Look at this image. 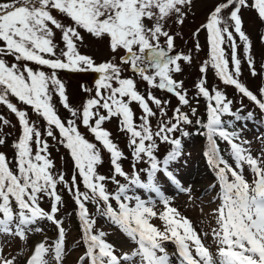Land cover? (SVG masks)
<instances>
[{"label":"snow or ice","instance_id":"obj_1","mask_svg":"<svg viewBox=\"0 0 264 264\" xmlns=\"http://www.w3.org/2000/svg\"><path fill=\"white\" fill-rule=\"evenodd\" d=\"M191 4L192 0L0 2V105L15 115L20 126L12 144L13 158L0 151V235L26 241L31 233L44 232L37 225L45 220L57 229L55 239L45 234L34 242L20 264H64L66 230L64 221L58 218L63 203L60 185L72 195L77 208L84 245L77 264H171L166 243L175 245L180 264H264V152L254 155L252 142L243 139L239 130H230L232 120L224 119L229 116L235 121L250 120L254 113L242 116V108L233 111V100L219 87L207 84L211 68L224 85L235 88L241 102L247 98L264 113V83L254 92L241 81L239 51L242 47L251 75H261L253 57V41L245 30L243 11L254 12L264 24V0H218L208 12L205 22L193 33L198 38L204 32L208 48V58L198 69L200 76L194 83L193 98H189L184 82L175 79V74L182 71L181 62L192 63V54L175 52V39L181 34L169 30V21L184 23ZM56 30L61 34L62 47L56 42ZM82 31L98 39L107 37L110 51L123 54L118 61L113 55L96 63L93 57L79 51ZM259 39L264 43V33ZM194 50H201L198 40ZM45 67L50 72L44 71ZM64 69L98 74L94 94L79 108L71 105L66 86L57 76V70ZM141 82L145 85L143 92ZM152 89L177 99L171 116L167 107L170 101L157 97ZM54 97L59 98L71 118L60 117ZM201 97L206 102V120L198 117L195 124L203 129L199 134L207 141L204 156L219 186L220 203L213 213L216 226L211 230L215 252L204 243L192 222L172 206L158 182L163 174L178 191H191L181 185L170 167L183 155L182 137L189 135L184 126L193 124L189 112L182 108L188 106L191 116H197V108L191 103L195 99L199 104ZM12 98L43 119V132ZM133 104L139 108V116ZM113 118L118 119L119 131L127 137L126 147L133 161L131 172L121 163L127 159L124 151L104 127ZM154 118L158 121L155 127ZM10 123L0 115V124ZM80 125L95 142L86 138ZM178 132L180 137L176 136ZM45 137L68 150L76 170L70 182L64 173L55 170ZM218 140L228 145L227 157ZM5 143L4 136H0V145ZM162 144L170 145V149L161 158L158 153ZM102 151L110 157V176L97 171L103 163ZM140 164L146 167L141 169ZM109 182L116 185L115 191L108 189ZM80 183L85 191L80 190ZM138 190L154 193L163 210L158 211L156 202L151 197L142 198ZM45 198L51 202L48 210L41 206ZM89 203L132 242L130 251L118 250L107 239L109 233L96 227ZM154 219L160 220L162 227L154 224ZM0 264H17V258L5 255L0 248Z\"/></svg>","mask_w":264,"mask_h":264},{"label":"rangeland","instance_id":"obj_2","mask_svg":"<svg viewBox=\"0 0 264 264\" xmlns=\"http://www.w3.org/2000/svg\"><path fill=\"white\" fill-rule=\"evenodd\" d=\"M0 2H2V0H0ZM217 2L218 0H192L191 6L186 9L188 14L182 25L169 21V30L172 33L181 34L176 36L175 52H191L193 57L191 64L181 62L182 71L178 74H175V79L182 80L184 82V87L188 90L189 98H193L196 95L194 83L200 76L198 69L200 64L208 58V48L205 38L206 34L201 32L199 37L196 38L193 36V33L197 28L200 27L202 23L205 22L208 12ZM54 15H56V13H54ZM58 18L66 24L70 23V21L66 18L60 16H58ZM243 19L245 30L253 41V57L255 60L256 69L261 73V75L256 77L251 75L246 58L243 54V48L241 47L239 50L241 59L240 79L255 92L257 88L261 86L262 83H264V79H262V77H264V68H262V66H264V43H261L259 39V36L264 33V24H262L257 19L254 12L248 11L246 9L243 11ZM81 35L83 36V42L79 44L80 53L93 57L96 63L109 60L113 55L116 56L118 61L119 56L123 54L122 52L113 54L110 51L107 37L98 39L83 31L81 32ZM60 36V32L56 30V42L62 47L63 45L61 43ZM197 40L201 45V50L199 52L194 50V45ZM8 59L11 61L12 58L9 57ZM32 66L34 68L37 67L35 65ZM43 70L50 72V70L46 67L43 68ZM66 70L67 69L57 70V76L66 86L67 95L71 105L74 108H79L89 95L94 94L95 83H85V85H82L80 82L68 78ZM125 75H131V72H126ZM207 84L210 88L219 87L226 93L229 99L233 100V111L242 108L243 111L241 114H247L249 111H251L254 113V115L259 117V119L261 118L264 120V113H261V111L247 98H243L241 102V96L235 90V88L224 85L216 77L215 71L211 68H209L207 73ZM139 86L142 92L145 91V85L142 82ZM83 87L92 89V93H86L83 90ZM152 91L162 100L170 101L167 107L168 115L171 116L172 110L178 105L177 99L167 92L157 89H152ZM12 102L17 103L19 108L26 109L28 111L30 120L35 121L40 130L42 132L44 131L45 122L41 117L33 113L31 108L23 104H19L14 98H12ZM54 102L62 119L67 120L71 118L70 113L59 104L58 97H54ZM191 106L197 108V116H191L188 106H184L182 108L183 111L189 112V115L193 120V124L184 126V131H187L189 135L182 137L183 155L170 167V170L174 172L181 185L185 188H190L191 191H178L174 185L167 181L163 174L159 175L158 182L165 196L170 199L172 206L176 207L183 216L187 217L192 222L193 227L198 233L201 234L204 243L213 252H215L216 245L213 241L211 230L216 226L213 213L220 203L218 199L219 186L215 172L211 166L208 165L206 157L204 156V151L207 147V141L204 135L199 134L203 131V129H200L195 124V120L198 117L202 120H206V102L202 97L199 99V104L196 103L195 99H192ZM132 107L135 110L137 116H139V108L135 104H133ZM0 115H3L11 122L10 125L7 126L0 124V129H2V131H0V136H4L6 139V143L4 145H0V151L6 153L9 159H12L14 156L12 144L19 135L20 126L15 115L3 105H0ZM228 117L229 116H225L224 119L226 121L232 120V128H230V130H233V128L235 130H239L243 139L252 142L250 147L254 155H260L262 152H264V139H261L264 138V127L262 125L258 123H251L249 121L241 122L242 120L236 122L232 117L227 119ZM152 123L155 127L158 123L157 119L154 118ZM104 127L112 133L114 142H116L124 151L127 159L122 160L121 163L126 171L131 172V165L133 161L130 155V150L126 147L127 137L119 131L118 119L113 118L112 120L105 122ZM80 131L86 136L87 139L95 142L92 135L87 131L86 128L83 127V125H80ZM56 135L59 139L58 131L56 132ZM180 135L181 134L179 132L176 133L177 137H180ZM45 139H48L51 158L54 160L56 166L55 170L57 172L64 173L65 178L70 182L71 177L75 174L76 170L68 150L51 138L45 137ZM218 143L222 153L227 157L228 145L225 142L219 140ZM169 149L170 145L162 144L160 146L158 155L162 158ZM102 158L103 163L97 167V171L99 174L110 176L112 174V167L109 154L106 151H102ZM229 162L232 163L231 159H229ZM138 167L143 169L146 167V165L140 164ZM245 174H248L247 168H245ZM117 179H120L121 183L124 182L122 177H117ZM77 180L79 182V176H77ZM107 187L110 191H115L116 189V185L111 182L108 183ZM80 190L85 191L82 183H80ZM58 191L63 197V203L58 213V218L64 221V227L66 230V257L64 264H77L78 258L84 252V245L81 242L80 222L76 214L77 208L72 195L64 188L63 185L58 186ZM137 194L145 199L151 197V199L156 202V209L158 211L163 210V205L160 203L159 198L156 197L154 193L138 190ZM50 203V200L45 198L42 200L41 206L48 210ZM113 204H115L114 201ZM88 207L89 212L97 220L96 227L109 233L107 239L112 244H114L118 250L130 251L134 247L132 242L121 232L117 226L100 216V214L96 211L94 204L89 203ZM153 223L162 227V222L158 219H154ZM37 226L42 228L44 232H33L29 235V238L26 241L20 240L14 236L0 235V248H2L3 253L7 256L16 257L17 264H20L29 247L34 242H38L43 235L46 234L51 239H55L57 237V229L50 222L46 220L40 221ZM204 233H207L208 235L204 236ZM165 246L171 258V264H180V257L177 255L175 245L172 243H166Z\"/></svg>","mask_w":264,"mask_h":264},{"label":"water","instance_id":"obj_3","mask_svg":"<svg viewBox=\"0 0 264 264\" xmlns=\"http://www.w3.org/2000/svg\"><path fill=\"white\" fill-rule=\"evenodd\" d=\"M67 75L78 82L85 83V82H95L98 78V74L92 72L91 70H84V71H72L68 70Z\"/></svg>","mask_w":264,"mask_h":264},{"label":"trees","instance_id":"obj_4","mask_svg":"<svg viewBox=\"0 0 264 264\" xmlns=\"http://www.w3.org/2000/svg\"><path fill=\"white\" fill-rule=\"evenodd\" d=\"M241 115L246 116L247 114H245V115L241 114ZM243 121H250L251 123H258L264 127V120L261 118L259 119V117H257L256 115H254L253 118L250 120H243ZM263 131H264V129H263Z\"/></svg>","mask_w":264,"mask_h":264},{"label":"flooded vegetation","instance_id":"obj_5","mask_svg":"<svg viewBox=\"0 0 264 264\" xmlns=\"http://www.w3.org/2000/svg\"><path fill=\"white\" fill-rule=\"evenodd\" d=\"M89 84V83H88ZM82 85H85V84H82ZM86 87V86H85Z\"/></svg>","mask_w":264,"mask_h":264}]
</instances>
